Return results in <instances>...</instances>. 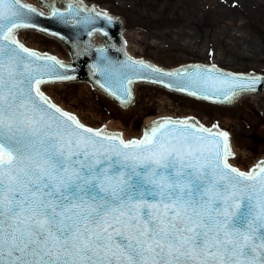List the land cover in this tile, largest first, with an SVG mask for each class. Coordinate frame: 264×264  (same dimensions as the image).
<instances>
[{
  "label": "snow or ice",
  "instance_id": "obj_1",
  "mask_svg": "<svg viewBox=\"0 0 264 264\" xmlns=\"http://www.w3.org/2000/svg\"><path fill=\"white\" fill-rule=\"evenodd\" d=\"M24 7L0 0V264H264V167L222 163L187 121L129 141L80 124L36 87L47 66L14 39Z\"/></svg>",
  "mask_w": 264,
  "mask_h": 264
},
{
  "label": "rangeland",
  "instance_id": "obj_2",
  "mask_svg": "<svg viewBox=\"0 0 264 264\" xmlns=\"http://www.w3.org/2000/svg\"><path fill=\"white\" fill-rule=\"evenodd\" d=\"M81 1L121 18L124 41L136 58L166 69L195 63L264 76V0ZM47 86L42 88L44 94L93 128L114 121L121 125L123 134L137 133L138 113L155 114L160 111L158 101L163 100L167 105L160 109L169 115L191 116L230 135L236 148L250 153L244 160L238 156L233 162L238 167L245 169L252 160L264 156V144L251 140L254 134L264 136V116L249 96L231 106H213L139 84L134 103L121 110L83 82Z\"/></svg>",
  "mask_w": 264,
  "mask_h": 264
},
{
  "label": "water",
  "instance_id": "obj_3",
  "mask_svg": "<svg viewBox=\"0 0 264 264\" xmlns=\"http://www.w3.org/2000/svg\"><path fill=\"white\" fill-rule=\"evenodd\" d=\"M26 1L29 2V4H33L41 9H44L43 11L46 13V8L36 0ZM45 1L48 2L46 5L50 11L47 15L20 1L21 4L25 6L22 9L24 17L19 21L21 26L14 30V35L17 30L27 28L38 30L51 37H55L67 47L72 55L73 61L71 63H63L53 57H51L52 60L49 61L47 57L50 56H43L36 53L42 57V59L36 61V63L42 66H47V73L42 76V82L40 84L49 81L87 80L104 94L110 96L121 104H127L131 101L132 85H138V82L157 84L167 88V90L169 89L171 91L192 96L200 100H206L212 103L223 105L232 103L236 98L244 94L260 92L253 94L252 96L260 95L261 91L264 90V78L254 74H235L203 65H189L185 67L178 66L180 68L176 67L174 70H165L141 60H135V62H143L144 64H147L149 66L147 69L139 68L138 64L137 66H130L134 59L128 57L124 51V42L120 37L119 31L121 30V23L118 19L111 17L109 14L100 11L93 6L85 7L78 1H63L60 7L56 6L53 0ZM29 8L34 9L35 11L29 12ZM54 13L56 14L54 15ZM102 38H104L103 42ZM19 39L23 46H26L27 48L30 47V49L36 50L38 52L49 53L50 55H56L61 59L70 60L68 51L57 40L48 38L36 32H24L23 34L19 35ZM153 68L159 69L160 72H153ZM197 70H199V74H197ZM166 73L191 74L193 77H197V75H199V77L207 76L209 77V87L205 91L198 85L194 86L191 90L199 91L201 94L190 95L187 91L177 90V88L174 86L182 79H187V75L168 76ZM225 77L236 78V85L231 86L229 83H222ZM129 80H131L130 83ZM169 83L173 84V86H166V84ZM213 84L214 87H212ZM61 85L62 84H55V86ZM89 87L91 90H93L90 85ZM147 87L155 86L146 85V88ZM96 92L97 95H103L97 90ZM162 92L175 94L164 89H162ZM33 95L35 96V91H33ZM204 95H207L208 98L205 99ZM225 96H227V98H225ZM103 97L106 96L103 95ZM185 98L192 99L189 97ZM108 100L110 103H113L111 99L108 98ZM193 101L198 100L193 99ZM115 105L117 108L125 110L124 108L119 107L117 104ZM213 106L220 105L213 104ZM163 121L165 120H161L159 122L157 121L151 124L146 129L145 133L150 132L152 127L157 126ZM183 121H187L189 125L193 126V130L202 127L191 119ZM67 123L70 124L71 122L68 121ZM139 123L140 122H138L137 126H139ZM143 128L144 127H142L141 130ZM204 129L205 132L202 135H204L207 140L213 142L211 145L213 149H215L217 145L219 146L222 156V163H226L225 161L227 157L230 156L228 141L227 154L225 155V141L219 135L221 132L217 131L215 128ZM100 132H102L104 136H115L120 138L119 134L117 133L106 134V132L103 130H100ZM209 132L213 133V136L209 137ZM84 135L88 134L85 133ZM197 135L201 134L197 133ZM252 138L256 143H264V137L260 138L254 135ZM262 167H264V161L260 162L257 167L253 168L251 171L259 173L260 168ZM189 264H195V262L189 261Z\"/></svg>",
  "mask_w": 264,
  "mask_h": 264
},
{
  "label": "bare ground",
  "instance_id": "obj_4",
  "mask_svg": "<svg viewBox=\"0 0 264 264\" xmlns=\"http://www.w3.org/2000/svg\"><path fill=\"white\" fill-rule=\"evenodd\" d=\"M54 2H57V0H53ZM133 48V46H131L130 45V48ZM126 52H127V54L129 55V56H132V57H134L130 52H129V50H128V45H126ZM49 89L50 88H53V86L52 85H50V86H47ZM137 88V85H133V87H132V91L135 89V88ZM134 96H135V92H134ZM250 97V99L252 100L251 102H252V104H254V108L255 109H259V110H261L262 111V115L264 116V92H261V94L260 95H257V96H249ZM242 99V98H241ZM158 105L160 106V108H163L165 105H167V103L166 102H164L163 100L162 101H158ZM160 108H158V110H160V111H158V112H156L155 114H147V113H145V111H141L140 113H138V114H140L141 115V118H140V120L142 121V123H141V128L142 127H145L146 126V124H148V123H150L152 120H154L155 118H157V117H160V116H168L170 113L169 112H167V111H165V110H162V109H160ZM264 118V117H263ZM141 128L138 130V132L136 133H133V134H131V133H128L127 134V132L126 131H124V134L123 133H121V132H119V133H121V134H123V138L124 139H126V138H128V137H138V135L141 133ZM105 129L108 131V132H118V130L119 129H122L121 128V125H118V123L116 124L114 121H111V122H109L108 123V125H105ZM233 151H234V154H235V156H236V158H235V160L233 161L234 163H236V160H238V156H241V158H242V160H244V159H247L250 155V153H248V152H245V151H240L238 148H236L235 147V145H233ZM232 162V161H231Z\"/></svg>",
  "mask_w": 264,
  "mask_h": 264
}]
</instances>
